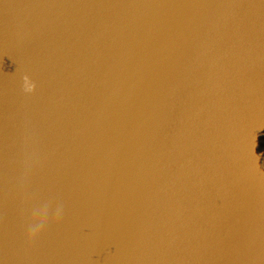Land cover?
I'll use <instances>...</instances> for the list:
<instances>
[{
  "label": "water",
  "instance_id": "water-1",
  "mask_svg": "<svg viewBox=\"0 0 264 264\" xmlns=\"http://www.w3.org/2000/svg\"><path fill=\"white\" fill-rule=\"evenodd\" d=\"M0 264H264V0H1Z\"/></svg>",
  "mask_w": 264,
  "mask_h": 264
},
{
  "label": "clouds",
  "instance_id": "clouds-1",
  "mask_svg": "<svg viewBox=\"0 0 264 264\" xmlns=\"http://www.w3.org/2000/svg\"><path fill=\"white\" fill-rule=\"evenodd\" d=\"M25 79L27 80V77H25ZM33 86H31V87H29V89L28 90H31V88H32Z\"/></svg>",
  "mask_w": 264,
  "mask_h": 264
},
{
  "label": "bare ground",
  "instance_id": "bare-ground-1",
  "mask_svg": "<svg viewBox=\"0 0 264 264\" xmlns=\"http://www.w3.org/2000/svg\"><path fill=\"white\" fill-rule=\"evenodd\" d=\"M0 5H1V0H0Z\"/></svg>",
  "mask_w": 264,
  "mask_h": 264
}]
</instances>
